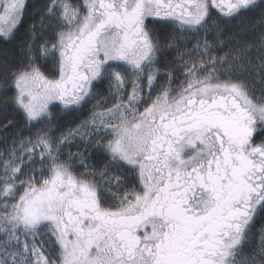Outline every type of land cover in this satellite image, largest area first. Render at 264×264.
<instances>
[{"label": "snow or ice", "instance_id": "snow-or-ice-1", "mask_svg": "<svg viewBox=\"0 0 264 264\" xmlns=\"http://www.w3.org/2000/svg\"><path fill=\"white\" fill-rule=\"evenodd\" d=\"M0 264H264V0H0Z\"/></svg>", "mask_w": 264, "mask_h": 264}]
</instances>
